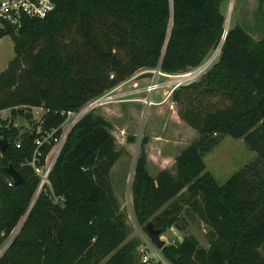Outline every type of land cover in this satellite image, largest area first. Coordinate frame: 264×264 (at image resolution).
I'll return each mask as SVG.
<instances>
[{"label":"trees","instance_id":"obj_1","mask_svg":"<svg viewBox=\"0 0 264 264\" xmlns=\"http://www.w3.org/2000/svg\"><path fill=\"white\" fill-rule=\"evenodd\" d=\"M52 1L43 17L22 15L17 28L0 27L13 51L0 70V109L9 110L0 117V137L7 140L0 152V243L27 209L0 264L136 263L110 182L119 150L109 122L93 110L74 122L48 185L30 204L38 181L26 163L31 131L57 127L65 110L137 68L177 73L195 66L221 40L215 61L170 93L177 116L197 135L174 156V172L161 168L153 175L146 169V138L140 139L131 204L138 223L149 220L160 231L182 228L189 212L209 226L206 247L191 234L162 245L170 264H264V37H252L237 22L224 32L221 0ZM20 104L42 107L30 131L12 123ZM224 134L241 137L256 157L219 184L202 155ZM49 146H39L40 162ZM7 164L20 173L19 183L5 172Z\"/></svg>","mask_w":264,"mask_h":264},{"label":"rangeland","instance_id":"obj_2","mask_svg":"<svg viewBox=\"0 0 264 264\" xmlns=\"http://www.w3.org/2000/svg\"><path fill=\"white\" fill-rule=\"evenodd\" d=\"M258 6V0H221L219 9L225 19L223 21L224 30L237 22L252 37H264V0L260 9ZM2 26L0 25V27ZM221 41L215 49H209L202 58L201 62H204L206 59L214 57L205 69L215 61ZM12 56V39L9 34H3L0 36V70L5 67ZM150 69L152 68L140 67L135 69L111 87L109 94L112 95V101L99 105L92 110L109 122L115 147L119 150L117 159L110 167V182L118 202V209L128 228L126 241L134 244L135 264H170L161 255L159 248H156L149 240L144 228L145 223L149 220L138 223L134 216L130 193L133 164L140 139L144 136L146 138L144 147L147 171L151 175L160 168H167L174 172V156L197 133L192 128L185 127L184 123H180L173 115L170 95L167 93L171 86V78L160 76V79L164 80L165 83L153 91L152 99L155 101L153 105L144 108L138 101V98L144 94V85L151 78ZM16 108H20L22 112L13 116L12 123L19 128V131L32 130V122L39 119L42 107L40 105L20 104ZM27 112L31 114L30 119L25 117ZM8 116V109L0 110L1 118ZM37 126L34 128L36 129ZM129 137L130 140H128ZM255 157V150L250 149L241 137L224 134L219 137L217 143L202 155V160L204 168L212 174L217 183L222 184L231 173ZM51 197L52 202L58 198L52 194ZM30 206L28 205V208ZM26 212L19 217L12 227L13 235L11 238H8L10 234L8 232L2 242L8 241V239L11 241L25 218ZM188 214L184 216L182 228L170 225L160 231L159 238L163 240L164 244L179 241L183 235L191 234L200 246L206 247L208 245L209 226L196 214L192 212Z\"/></svg>","mask_w":264,"mask_h":264},{"label":"built area","instance_id":"obj_3","mask_svg":"<svg viewBox=\"0 0 264 264\" xmlns=\"http://www.w3.org/2000/svg\"><path fill=\"white\" fill-rule=\"evenodd\" d=\"M54 4L52 0H0V25L7 23L14 28H17L21 22L22 15H28L33 17H43L47 12L53 8ZM203 61L195 66L189 67L186 70L177 73H168L161 71L156 65L150 69L151 78L144 85V94L138 98V101L144 108L153 105L155 101L152 99V93L156 88H159L164 80L160 79V76H167L171 78V86L167 90L170 94L172 89L180 84H185L195 80L196 76L200 75L204 71ZM114 86V85H113ZM111 86V87H113ZM111 87L103 90L100 94L90 98L83 103L79 108L75 110H65L62 121L57 127H51L49 129H41L38 125L36 129H33L31 133H36L33 139V148L30 158L26 163L33 169V172L37 175L38 181L33 194L30 199V203L35 199L37 194L48 185V173L51 165L57 155V152L65 138L67 131L74 124V122L85 112L92 110L93 108L108 103L111 100V94L109 91ZM2 110V109H0ZM57 129L59 131L56 133ZM50 144L47 152L43 155V159L40 162L41 151L39 146L42 144ZM15 146H19V141L15 142ZM51 151V153H50ZM11 180L7 183L11 184ZM9 239L13 235L12 229L9 231ZM0 243V253L4 250L7 243L10 241Z\"/></svg>","mask_w":264,"mask_h":264},{"label":"water","instance_id":"obj_4","mask_svg":"<svg viewBox=\"0 0 264 264\" xmlns=\"http://www.w3.org/2000/svg\"><path fill=\"white\" fill-rule=\"evenodd\" d=\"M221 38H223V35ZM6 145H7V140L5 136L0 137V152H2L5 149ZM4 170L9 175V177L11 178L14 184H17L21 181L22 177L20 173L11 164H7ZM144 226H145V231L151 243H153L156 248H160L164 244L163 240L159 238L160 229L155 228L152 225L151 221H147Z\"/></svg>","mask_w":264,"mask_h":264},{"label":"crops","instance_id":"obj_5","mask_svg":"<svg viewBox=\"0 0 264 264\" xmlns=\"http://www.w3.org/2000/svg\"><path fill=\"white\" fill-rule=\"evenodd\" d=\"M212 54V53H211ZM209 57H210V55H209ZM170 95V94H169ZM168 95V96H169ZM167 96V97H168ZM170 102L172 103V111H173V115H174V117H176V119L180 122V123H184L181 119H179V117L177 116V114H176V112H175V105H174V102H172L171 100H170ZM184 125H185V127L187 126L185 123H184ZM189 127V126H188ZM190 128V127H189ZM160 156H161V154H160ZM161 169V168H160Z\"/></svg>","mask_w":264,"mask_h":264},{"label":"bare ground","instance_id":"obj_6","mask_svg":"<svg viewBox=\"0 0 264 264\" xmlns=\"http://www.w3.org/2000/svg\"><path fill=\"white\" fill-rule=\"evenodd\" d=\"M226 31V30H224ZM214 57H211L209 59H206L204 62H203V68L207 67L209 65V63L213 60Z\"/></svg>","mask_w":264,"mask_h":264}]
</instances>
